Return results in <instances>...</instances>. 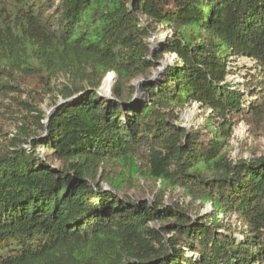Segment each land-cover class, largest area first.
Masks as SVG:
<instances>
[{
    "label": "trees",
    "instance_id": "trees-1",
    "mask_svg": "<svg viewBox=\"0 0 264 264\" xmlns=\"http://www.w3.org/2000/svg\"><path fill=\"white\" fill-rule=\"evenodd\" d=\"M156 23L173 34L152 54ZM21 45L38 63L28 69L94 74L55 103L48 127L39 121L44 137L0 154V264H264V157L227 156L232 119L264 114V0H0V91L13 87ZM165 53L177 60L149 82ZM234 55L255 61L251 82L228 79ZM110 71L114 99L97 91ZM140 76L147 101L135 97ZM114 82L109 73L103 86ZM194 101L221 120L210 134L177 123ZM142 156L162 188L248 230L122 194L103 166Z\"/></svg>",
    "mask_w": 264,
    "mask_h": 264
},
{
    "label": "rangeland",
    "instance_id": "rangeland-1",
    "mask_svg": "<svg viewBox=\"0 0 264 264\" xmlns=\"http://www.w3.org/2000/svg\"><path fill=\"white\" fill-rule=\"evenodd\" d=\"M154 25L156 30L152 31L147 39L152 49L155 37L156 46L153 54L159 51L161 45L173 34V29L166 24L158 25L156 23ZM20 48L21 58L23 56L24 60L20 58L21 65L17 67L18 71L13 81V87L0 91V154L18 148L17 145L31 148L28 143H25V140L37 131H40V134L43 132L39 128V121L46 123L45 125L48 127V121L57 109L55 103L57 101L63 103L65 100L64 94L77 87L88 88L89 78L94 74L91 67H81L78 68V71L74 69L70 73L58 72L57 69L52 70V73L44 70L28 69V67H25L26 64L33 66L32 64L36 62L33 60L29 48H25L23 45ZM176 60L177 56H174V53H165L157 63L159 65L153 69V74L148 80L159 72L162 63L170 65ZM228 64L231 69L228 79L234 83L251 82V74L257 73L254 68L255 61L247 56H231ZM36 65L38 66V63ZM109 73L115 74L113 92L119 76L116 71H110ZM105 77L100 82L99 88L103 86ZM139 79L145 78L140 76L135 79V85ZM139 97L142 101H147V95L142 90L139 92ZM194 102L178 109L177 123L189 130H201L205 134H210L207 132L208 128L218 127V122L221 120L212 115L211 109L201 107V105L196 107ZM43 114L44 116H41ZM232 121L236 124L227 148L228 159L238 163L242 160L254 161L263 158L264 114L262 116H252L251 114L241 117L236 116ZM46 134V132H43L40 138ZM38 150L42 157L50 161L51 164L61 165V160L56 157L53 150L44 146ZM103 168L108 177L120 183L122 194L128 193L134 199L145 198L150 201L159 198L164 203L178 205L193 217H209V220H205L209 223L217 219L229 228L225 232L234 234V236L242 237V231L248 230L246 224L235 213L216 212L212 203H203L201 200L186 195L181 187L162 188V181L155 180L151 176L149 172L150 165L147 158L143 156L127 164L110 161ZM104 186L110 187L108 183H104Z\"/></svg>",
    "mask_w": 264,
    "mask_h": 264
},
{
    "label": "water",
    "instance_id": "water-1",
    "mask_svg": "<svg viewBox=\"0 0 264 264\" xmlns=\"http://www.w3.org/2000/svg\"><path fill=\"white\" fill-rule=\"evenodd\" d=\"M153 41H154V44H153V47H152V54H153L154 49H155V46H156V44H155V37H154V40H153ZM174 56H177V54H174ZM166 66H167V63H162V67L160 68L159 72H157L156 74H154V75L152 76V78H150L148 81L152 83V82L155 80L156 75L159 74L160 72H162V71L165 69ZM143 81H145V80H144V79H139V80L136 81L137 92H136L135 97H138V96H139V92H140V90H141V88H140V84H141ZM97 91H98V93H99L100 95H102V96H106V97H109V98H113V99H114V96H113V92H112V91H111V93L108 94V95H105V93L103 92L102 87L98 88ZM50 117H51V116H50ZM105 189H106V190H110V191H114L113 189H111V188L108 187V186H105Z\"/></svg>",
    "mask_w": 264,
    "mask_h": 264
},
{
    "label": "bare ground",
    "instance_id": "bare-ground-1",
    "mask_svg": "<svg viewBox=\"0 0 264 264\" xmlns=\"http://www.w3.org/2000/svg\"><path fill=\"white\" fill-rule=\"evenodd\" d=\"M163 38V37H162ZM159 40V39H158ZM159 75V74H158ZM157 75V76H158ZM106 78V77H105ZM105 80V79H104ZM103 92L105 93V95H108L111 93L112 89H111V83H107V86L104 88V86L102 87Z\"/></svg>",
    "mask_w": 264,
    "mask_h": 264
},
{
    "label": "built area",
    "instance_id": "built-area-1",
    "mask_svg": "<svg viewBox=\"0 0 264 264\" xmlns=\"http://www.w3.org/2000/svg\"><path fill=\"white\" fill-rule=\"evenodd\" d=\"M196 107H199L200 106V103L199 102H194Z\"/></svg>",
    "mask_w": 264,
    "mask_h": 264
}]
</instances>
